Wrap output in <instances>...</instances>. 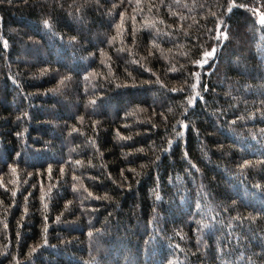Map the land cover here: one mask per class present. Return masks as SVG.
Wrapping results in <instances>:
<instances>
[{
    "label": "trees",
    "instance_id": "1",
    "mask_svg": "<svg viewBox=\"0 0 264 264\" xmlns=\"http://www.w3.org/2000/svg\"><path fill=\"white\" fill-rule=\"evenodd\" d=\"M262 5L0 0V264H264Z\"/></svg>",
    "mask_w": 264,
    "mask_h": 264
},
{
    "label": "snow or ice",
    "instance_id": "2",
    "mask_svg": "<svg viewBox=\"0 0 264 264\" xmlns=\"http://www.w3.org/2000/svg\"><path fill=\"white\" fill-rule=\"evenodd\" d=\"M137 3H139V0H137ZM244 6L246 7V5H244ZM117 7H118V5L113 4V6H112V10H115ZM262 7H264V5H262ZM112 10H110V11H112ZM80 11H81V9H80V8H77V15H78V16H79ZM134 11H135V9H134ZM254 12H255V14H256L257 17H258V23L261 24V25H264V11H261L260 8H257V9L254 10ZM213 15H214V13H213ZM124 19H125V13H124V12H121V13H120V24L117 25V28H118V29H121V30H122V25H123V21H124ZM134 19H135V17H133V20H134ZM43 23H44V25H45L46 27L50 26V22H49L48 19H45V20L43 21ZM226 27H227V26L225 25V28H226ZM216 30H217V37H216V39H217L218 42H221V43H222L223 40L228 39V34H227V32H226V31H221V30H220V25H219V23L217 24V28H216ZM72 39L75 40L76 38L73 37ZM133 42H135V36H133ZM109 43H111V39H109ZM4 44H5V47H7V42H6V41L4 42ZM215 50H216L215 47H213L211 51H204V52L202 53V56H203L205 59L197 60V61H195V63H197V64H199L201 67H203V65H204L205 63H207V59H206V58L212 56V55L215 53ZM150 54H151V53H150ZM195 75L197 76V84H198V83H199V73H196ZM66 79H68V78H67V77L62 78V80H61V84H63V82H64ZM197 84H193V85H192V88H193V89H196ZM204 88H205V90H207V85H205ZM172 91H176V89H172ZM195 94H196V96H199V93H198V92L195 93ZM187 103H188L189 105H191V104L193 103L192 98H188ZM169 111H171V109H170ZM185 111H187V109H185ZM179 123L181 124L182 127H187V125L183 124V121H181V122H179ZM176 134H177V136L182 135V133H180V132H177ZM169 143L171 144V141H169ZM140 151H143V149H141ZM157 159H159V157H157ZM76 163H80V162L77 161ZM248 163H249L248 161H245V162H244L245 165L248 164ZM142 167H143V165H142ZM241 167H243V165H241ZM61 171L63 172V168H61ZM133 171H134V170H133ZM121 175H123V171L121 172ZM73 178H74V179H77L76 177H73ZM73 188H74V190H75V185H73ZM84 191L87 192L88 190L85 188ZM13 195H15V193H13ZM88 195H89V196H92V193H91V192H88ZM96 198H97V199H102V198H103V199H107L108 197L105 196V197H96ZM41 199L43 200V196L41 197ZM157 199H159V196H157ZM69 203H70V202H69ZM45 207H46V205H45ZM57 219H59V217H57ZM45 231H46V229H45ZM91 235H92V233H89V236H91ZM45 243H46V240H45ZM36 247H39V245H36L35 247L31 248L30 251H31V252H35V251H36ZM260 258H261V259H264V250H262V252H261V254H260Z\"/></svg>",
    "mask_w": 264,
    "mask_h": 264
}]
</instances>
